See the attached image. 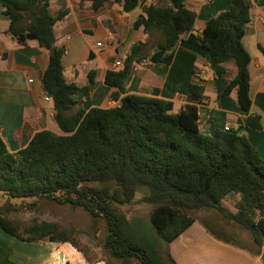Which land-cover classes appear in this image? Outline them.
<instances>
[{
  "label": "trees",
  "instance_id": "1",
  "mask_svg": "<svg viewBox=\"0 0 264 264\" xmlns=\"http://www.w3.org/2000/svg\"><path fill=\"white\" fill-rule=\"evenodd\" d=\"M87 1L90 10L96 11L110 0ZM111 1L121 4L123 12L142 8L133 29L155 38L154 51L146 56L145 44H134L120 66L105 73L103 83L116 89L112 98L119 100L118 106L72 111L79 106L74 99L78 87L65 79L63 50L54 46V26L66 10L52 13L50 0H0L2 14L9 19V34L19 43L34 41L50 52L42 85L61 131L36 132L14 153L0 138V199L32 207L46 200L81 209L93 231L102 219L103 248L119 264H164L161 251L174 264L169 244L196 220L190 212L198 209L215 210L246 230L258 251L264 248V156L244 135L214 127L208 134L200 132L194 103L204 99L201 85L189 84L187 100L193 103L184 104L177 114L172 113L171 102L157 97V89L151 95L125 94L124 89L131 70L142 59L168 65L187 35L186 42L205 49L213 80L222 77L224 61H235L236 75L220 95L235 89L237 105L246 115L244 125L259 130V117L248 116L251 59L241 42L250 0H230L228 10L206 21L198 34L192 33L195 15L183 0L147 6L141 5L143 0ZM94 75L88 72L90 84ZM138 189L146 191L143 202L152 205L149 222L154 236L148 240L114 209L131 203ZM0 228L22 242L68 243L78 250L55 223L33 220L19 231L0 213Z\"/></svg>",
  "mask_w": 264,
  "mask_h": 264
},
{
  "label": "crops",
  "instance_id": "2",
  "mask_svg": "<svg viewBox=\"0 0 264 264\" xmlns=\"http://www.w3.org/2000/svg\"><path fill=\"white\" fill-rule=\"evenodd\" d=\"M164 0H143L142 6ZM249 21L244 27L242 45L250 56L248 68L251 108L248 116H258L260 129L244 125V115L236 102V90L221 96L223 89L236 75L232 58L221 64L222 77L213 80L202 47L181 41L168 65L142 59L125 81V94L151 95L158 90V98L173 104L172 113L193 103L187 100L188 86L203 87L204 99L194 103L198 114V128L208 134L212 127L244 135L251 146L264 156V10L262 0H250ZM230 0H183L184 7L194 13L193 34H198L206 21L228 10ZM87 0H50L52 13L66 10L63 19L54 26L55 44L62 49L61 65L64 77L78 87L74 99L77 107L117 106L113 100L116 89L103 83L109 70H116V62L128 54L132 45L144 43L146 56L154 51L144 49L150 41L142 30L133 29V22L143 15L136 7L123 12L122 5L105 2L96 11L90 10ZM0 5V138L14 153L24 148L32 136L47 130L61 134L55 123L52 101H45L42 75L47 68L50 52L34 41L17 42L9 34V19ZM100 46H97V44ZM94 71V82L88 81V72ZM122 95L119 96V98ZM195 220L169 244L174 264H264V248L241 247L215 239ZM0 264H90L83 254L68 243L22 242L0 228ZM96 264H103L96 263Z\"/></svg>",
  "mask_w": 264,
  "mask_h": 264
},
{
  "label": "rangeland",
  "instance_id": "3",
  "mask_svg": "<svg viewBox=\"0 0 264 264\" xmlns=\"http://www.w3.org/2000/svg\"><path fill=\"white\" fill-rule=\"evenodd\" d=\"M154 40L155 38L151 37L144 49L145 52L151 51ZM145 193L144 189H138L131 203L116 205L114 209L116 212L125 215L126 219L135 226L140 237L148 240L154 236V233L149 222L152 205L142 200ZM4 202L3 199H0V213L13 221L19 227V231H22L33 220L55 223L68 233L78 250L90 264L102 262L103 264H119L118 261L110 258L103 248L106 231L102 219H99L97 230L93 231L89 217L81 209H72L68 205L61 206L46 200L40 201L35 207L20 204L17 201H12L10 204ZM225 205L229 207V201H226ZM190 215L199 220L205 230L211 233L215 239L241 247L254 248L246 230L227 221L215 210L198 209L191 211ZM160 254L163 263L169 264L165 252L161 251Z\"/></svg>",
  "mask_w": 264,
  "mask_h": 264
},
{
  "label": "built area",
  "instance_id": "4",
  "mask_svg": "<svg viewBox=\"0 0 264 264\" xmlns=\"http://www.w3.org/2000/svg\"><path fill=\"white\" fill-rule=\"evenodd\" d=\"M97 46H100V44L98 43ZM118 66H120V62H116V63H115V67H118ZM44 100H45V101H49V98H48L47 96H45V97H44ZM119 104H120V103H118L117 106H118ZM223 131L227 132V131H229V128H228V127H225V128L223 129Z\"/></svg>",
  "mask_w": 264,
  "mask_h": 264
}]
</instances>
